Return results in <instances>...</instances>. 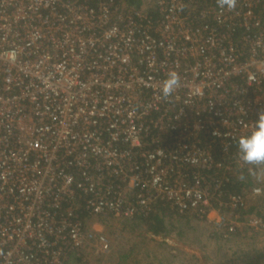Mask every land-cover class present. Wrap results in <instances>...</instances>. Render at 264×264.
<instances>
[{
	"label": "built area",
	"instance_id": "2783aa9c",
	"mask_svg": "<svg viewBox=\"0 0 264 264\" xmlns=\"http://www.w3.org/2000/svg\"><path fill=\"white\" fill-rule=\"evenodd\" d=\"M263 1L0 0V264L109 255L107 230L157 203L264 230L241 215L262 188L227 190L264 112Z\"/></svg>",
	"mask_w": 264,
	"mask_h": 264
},
{
	"label": "rangeland",
	"instance_id": "374dc122",
	"mask_svg": "<svg viewBox=\"0 0 264 264\" xmlns=\"http://www.w3.org/2000/svg\"><path fill=\"white\" fill-rule=\"evenodd\" d=\"M215 1L206 0L205 7L208 6L209 9ZM152 5L151 0H142L139 8L154 12ZM253 199L254 197H249L252 202ZM167 226L172 230L167 237L154 236L138 230L133 233L130 226L124 225L107 231L110 232L113 246L119 244L123 249H134L135 264H160L159 260H162L163 264H233L231 253L235 252L241 242H246V249L249 251L258 248L259 258L262 257L260 262L264 263V230L246 232L240 229L237 233L243 237L236 241V235L229 239L223 237L221 233L217 236L219 232L203 220L199 222L191 220L189 223L184 220L178 223L173 217ZM89 255L92 264H96L97 256L92 253Z\"/></svg>",
	"mask_w": 264,
	"mask_h": 264
},
{
	"label": "trees",
	"instance_id": "16d2710c",
	"mask_svg": "<svg viewBox=\"0 0 264 264\" xmlns=\"http://www.w3.org/2000/svg\"><path fill=\"white\" fill-rule=\"evenodd\" d=\"M116 3H125L130 9H140L142 0H115ZM255 13L259 15L264 20V1L262 5L255 8ZM233 150H237L234 146ZM215 157L217 160L222 158L221 150L217 149ZM251 172L246 170L236 169L232 175H227L230 179V184L228 185V191L234 194H247L253 186L261 187L262 193L253 199V202L249 199L247 200L246 208L242 211L241 215L250 216L252 218H261L264 220V164L251 165ZM174 217L175 221L178 223L187 220L189 223L191 220L199 222L200 220L190 214L184 213L180 214L177 211L171 210L168 206H164L162 203H157L152 212L148 217H138L131 221H125L119 224V226H130L131 232L146 231L154 236L167 237L170 235L172 230H169L168 224L170 220ZM173 223V222H172ZM206 224V223H205ZM213 229V228H212ZM211 229V230H212ZM246 232L253 231L248 228H243ZM120 230V229H118ZM113 231V230H112ZM111 231V232H112ZM107 233H109L107 231ZM220 236V233L219 235ZM242 234H236L235 238L238 241L242 238ZM112 240H110L111 242ZM245 243V244H244ZM112 244V242H111ZM246 242L239 243L235 252L232 254L233 264H262L261 258L258 255V248L252 250L246 249ZM235 247H233L234 249ZM90 253L88 250L81 251L78 254H70L67 257L65 264H92V259L90 258ZM134 249H123L122 246H113L109 256L106 255H96V264H135L134 263ZM261 261V262H260ZM160 264H163L162 260H159ZM171 264V263H169ZM264 264V263H263Z\"/></svg>",
	"mask_w": 264,
	"mask_h": 264
},
{
	"label": "clouds",
	"instance_id": "9594fccd",
	"mask_svg": "<svg viewBox=\"0 0 264 264\" xmlns=\"http://www.w3.org/2000/svg\"><path fill=\"white\" fill-rule=\"evenodd\" d=\"M222 6L232 8V0H221ZM179 85V77L169 73L160 89L163 96L170 95ZM237 155L243 164H264V112H259L251 130L236 139Z\"/></svg>",
	"mask_w": 264,
	"mask_h": 264
},
{
	"label": "crops",
	"instance_id": "0c3cea01",
	"mask_svg": "<svg viewBox=\"0 0 264 264\" xmlns=\"http://www.w3.org/2000/svg\"><path fill=\"white\" fill-rule=\"evenodd\" d=\"M249 197H250V196H248V199H249ZM254 198H255V197H254ZM249 202H250V200H249Z\"/></svg>",
	"mask_w": 264,
	"mask_h": 264
}]
</instances>
